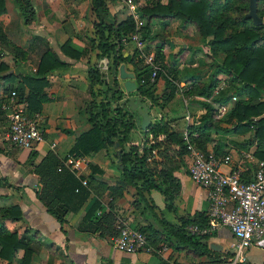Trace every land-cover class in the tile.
Masks as SVG:
<instances>
[{
    "label": "crops",
    "instance_id": "obj_1",
    "mask_svg": "<svg viewBox=\"0 0 264 264\" xmlns=\"http://www.w3.org/2000/svg\"><path fill=\"white\" fill-rule=\"evenodd\" d=\"M87 1L84 0L86 12L83 11V14L79 15L73 8L67 11L68 5L65 4V0H32L35 16L30 23L23 24L19 14L18 17H9L12 18L11 23L23 30L22 34L14 33V37L3 29L11 43L23 48L25 59L16 60L15 63L6 51L0 52V62L7 66V70H0V77L9 72L18 73L19 69L31 71L46 47L64 62L63 66L52 69L45 75L46 85L42 91L47 100L41 104L37 112L42 118L41 142L30 150L11 146L5 137L7 121L0 120V206L16 204L21 212L18 220L6 221V226L10 230H15L17 235L23 236L32 249L29 264H230L233 257V238L226 227L217 223L213 224L209 233L196 235L207 249L206 253L200 255H195L181 246L175 248L158 243L155 239L147 240L153 249L149 252L118 251L113 243L118 226L123 222L135 229L145 227L149 223L158 231L163 232L164 229L142 212L139 206L134 205L133 187L125 186L117 194H111L106 190V187L115 186L120 170L113 145L109 146L99 159H93L91 156L82 157L78 170H73L64 163L63 157L72 146L75 137L89 127L85 112L86 105L91 100L86 77L88 65L96 66L99 71L100 84L93 87L95 100L101 98L102 92L106 89L121 91L123 98L118 100V103L130 95L140 96L137 94V81L131 65L121 62L117 65L114 75L111 74V57L96 56L98 52L94 47L95 42L93 45L88 42L95 38V31L92 25L94 19L87 10ZM128 5L117 0L115 4L109 6L110 14L117 22L131 13L135 15ZM5 7L6 13L1 16H7L10 11L7 0ZM158 30V21L153 20L151 31ZM166 31L162 52L166 65H172L176 70L175 92L171 100L161 107L150 106L144 97L142 99L148 105L151 122L164 121L170 130L182 135L187 125L196 123L199 115L204 113V108L193 99L209 102L216 109V119H222L231 104L230 102L219 104L210 98L186 95V88L191 81L204 82L208 77L211 70L208 67L210 62L208 50L204 44L199 48L203 39L190 24L172 20L168 22ZM34 37L42 38L44 42ZM66 40L69 47L84 50V54L72 59L61 53L59 45ZM158 44L160 39L151 41L150 50L153 51ZM134 47L135 43L130 39L124 43L121 53L129 54ZM6 57L9 59L6 60ZM217 78L220 82L214 90V95L220 93L217 88L225 83L222 75H218ZM17 83L18 78L8 82L0 79V111L5 116L7 111L1 108L5 104L8 105L9 93L6 95L3 90L9 85L16 86ZM162 88V79L158 78L154 84L155 92L160 93ZM23 90L27 91L25 88ZM232 100L235 98L232 97ZM3 114H0V118ZM220 127L229 129L230 126L220 123ZM163 137V134H158L155 139L159 141L163 140ZM147 139L151 142L153 138L149 135ZM115 140L113 138V141ZM141 140L142 135L137 128L130 133L129 142L125 143V146H139ZM52 144L54 146H51ZM255 150L256 143L249 132L233 134L230 131L212 129L205 144L206 154L230 156V163L219 167L222 172L244 162V179L252 176L254 164L244 161L242 153H249L252 159L261 160L255 156ZM47 152L57 157L59 161L57 170L66 168L69 172L72 171L75 177L87 180L85 185L89 190V196L79 210L65 213L61 223L47 213L44 205L35 197L39 183L32 173V168ZM89 162L96 163L102 169V175L89 178ZM189 163L190 156L187 152L182 157V163L172 172L177 188L168 208L165 205V197L159 191L152 189L148 194L155 217L163 219L171 226L176 227L181 224V220L192 219L195 213L207 215L206 190L195 184L188 176ZM93 201L99 202L91 220L95 228L91 231L79 230L78 224ZM21 253V250H18L15 257L18 259ZM0 264L6 262L0 260ZM11 264L16 262L12 261ZM241 264H264V237L254 240L246 249Z\"/></svg>",
    "mask_w": 264,
    "mask_h": 264
},
{
    "label": "trees",
    "instance_id": "obj_2",
    "mask_svg": "<svg viewBox=\"0 0 264 264\" xmlns=\"http://www.w3.org/2000/svg\"><path fill=\"white\" fill-rule=\"evenodd\" d=\"M10 1L16 5L23 24H28L34 19L35 11L31 0ZM116 1H87V10L93 15L92 25L95 31V38L88 42L91 45L95 42L94 47L98 52L96 56L111 57V74L114 75L119 63H128L135 74L137 94L144 97L150 106L161 107L170 101L176 89V70L164 62L162 48L165 45L163 39L167 35L168 22L179 20L194 27L203 39L208 50L207 56L210 58L208 67L211 70L206 81L192 79V83L186 88V95L210 98L219 104L230 102L231 105L222 119H216V109L209 102L193 99L204 108V113L199 115L196 123L187 125V141L177 131L170 130L166 122L158 120L150 122L143 131L139 129L142 135L141 145H129L125 151L124 146L129 142L130 133L139 128V118L134 111L127 108L126 98L118 103L123 94L117 89H106L101 98L95 100L93 87L100 84V76L96 66L88 65L86 77L91 100L87 103L85 112L89 127L75 137L63 157L64 163L69 166L71 158L84 156L99 159L106 153L107 148L114 146L116 142L115 157H120L117 165L121 164V167L115 186L106 187V190L117 194L125 186L133 187L134 205L139 206L142 212L164 229L163 232L158 231L149 223L138 230L147 240L155 239L158 243L175 248L181 246L195 255L206 253L207 249L201 244L198 236L190 235L185 226L206 225L207 215L195 213L192 219L187 218L181 220L179 226H171L163 219L155 217L148 194L152 189L159 191L165 197L166 207L170 206L169 202L177 188L172 172L182 163V157L188 152V145L206 154L205 144L212 129L230 131L233 134L249 132L256 143L255 156L264 160V0H256V12L261 18L259 25H253L251 20L245 17L248 0H132V11L141 22L138 29L132 13L119 22L110 14L109 6ZM4 13L5 0H0V16ZM153 20L158 21V31H151ZM134 33H137L138 40L144 43L145 53L150 50L151 41L160 39V44L153 48L154 63L159 69L152 81L151 68L143 63L135 47L129 54L121 53L124 43L130 40ZM35 39L44 42L42 38ZM2 51H6L15 63L16 60L25 59L23 48L9 41L0 22V52ZM59 51L72 59L79 58L85 52L69 47L67 40L59 45ZM63 65L64 62L57 54L46 47L38 58L34 72L19 69L18 73L9 72L0 77L5 82L18 78L17 85L7 86L3 93L7 95L14 91L19 101H25L28 113H37L41 104L47 100L42 91L46 85V73ZM0 70H7V66L2 62ZM218 75L224 77L228 88L214 95V90L220 82ZM158 78L162 79L163 88L157 94L154 84ZM232 97L235 100H232ZM0 114H3L2 111ZM220 123L228 124L229 129L220 127ZM158 134H163V140L156 141ZM149 135L153 138L151 142L147 139ZM113 138L116 140L113 141ZM58 163L57 157L47 152L32 168V173L39 183L35 197L44 205L47 213L61 223L65 213L79 210L89 196V190L87 185L83 186L79 178L66 168L57 170ZM88 168L89 178L103 173L96 163L89 162ZM98 206V201L90 204L78 224L79 230L91 231L95 228L91 220ZM20 217L18 205L0 206V260L6 264H11L12 261L16 264H29L32 249L23 236L17 235L15 230L6 226V221H16ZM18 250L22 253L17 259L15 253Z\"/></svg>",
    "mask_w": 264,
    "mask_h": 264
},
{
    "label": "built area",
    "instance_id": "obj_3",
    "mask_svg": "<svg viewBox=\"0 0 264 264\" xmlns=\"http://www.w3.org/2000/svg\"><path fill=\"white\" fill-rule=\"evenodd\" d=\"M133 17L137 28L141 22L135 15ZM130 39L134 41L143 62L151 68L152 81L159 69L154 63V55L143 51V44L138 40L137 33L132 34ZM31 71L34 72V68ZM8 105L11 106V110L6 114V140L13 147L32 149L43 140L41 116L38 113H28L25 101H19L14 91L9 92ZM187 134L185 128L182 133L185 141ZM187 149L190 156L188 176L195 184L206 190L208 224L203 226L190 224L186 230L190 235H205L215 223L226 227L233 238V257L230 264H241L246 249L254 240L264 237V160H254L249 153H242L244 161L254 164L252 176L245 180L244 162L222 172L219 167L228 165L231 161L228 154L222 156L205 154L190 145ZM80 159L71 158L69 166L73 170H78ZM79 180L83 186L86 184L84 179ZM113 244L115 249L124 253L153 250L146 236L138 229L129 227L126 222L118 226Z\"/></svg>",
    "mask_w": 264,
    "mask_h": 264
},
{
    "label": "rangeland",
    "instance_id": "obj_4",
    "mask_svg": "<svg viewBox=\"0 0 264 264\" xmlns=\"http://www.w3.org/2000/svg\"><path fill=\"white\" fill-rule=\"evenodd\" d=\"M71 1H74V0H65V4H67L68 5V10L67 11H69L71 8H73V9H75V12H77L78 11V14L80 15V13L81 14H83V11L84 12H86L85 10H86V8H85V10H84V7H85V3H84V0H75L74 2H71ZM120 3H123V4H129L128 6H131V1L132 0H118ZM140 1H142V0H140ZM7 3L9 4V9H10V11H8V13H7V16H1V19H0V22L2 23V25H3V29H5V32H8L9 33V35H12V36H14V33L15 34H22V32H23V30H21L18 26H15L13 23H11V19L12 18H14V16H16V17H18V14H19V12H18V9H17V7H16V5L12 2V1H10V0H7ZM71 3L73 4V6L71 7ZM31 4H32V7H33V10H34V6H33V3H32V0H31ZM13 8H12V7ZM77 10V11H76ZM131 11H132V6H131ZM130 11V12H131ZM129 12V13H130ZM133 12V11H132ZM14 13V14H13ZM91 16L90 17H93V15H92V13L90 14ZM136 16V15H135ZM9 17H12L11 19L9 18ZM137 17V16H136ZM141 26V24L138 26V27H140ZM138 29V28H137ZM139 35L137 34V37H138ZM15 37V36H14ZM22 38H23V36H22ZM22 38H21V41H23L22 40ZM19 39H17V41H18ZM141 42V41H140ZM143 45H144V43L143 42H141ZM204 43H203V41L201 42V44H200V46H199V48L200 47H203L202 45H203ZM144 47V46H143ZM151 47V46H150ZM152 49V48H151ZM152 50H150V53L151 54H153V51L151 52ZM149 52V51H148ZM154 55V54H153ZM29 57V56H28ZM7 59H9V57H6V60ZM144 63V62H143ZM145 64V63H144ZM147 65V64H146ZM226 88H228V86H227V84L226 83H223V84H220V86L217 88V90H219V92H221V91H223L224 89H226ZM263 97H264V95H263ZM2 110H4L5 109V111H7V113L11 110V106L10 105H4L2 108H1ZM4 115V114H3ZM1 116V118H0V120H6V116L4 115V116Z\"/></svg>",
    "mask_w": 264,
    "mask_h": 264
},
{
    "label": "water",
    "instance_id": "obj_5",
    "mask_svg": "<svg viewBox=\"0 0 264 264\" xmlns=\"http://www.w3.org/2000/svg\"><path fill=\"white\" fill-rule=\"evenodd\" d=\"M245 17L249 18L253 25H259L261 23V18L256 12V0H248L247 12ZM109 95V94H108ZM126 106L130 111H134L139 118V129L141 131L145 130L149 125L150 115L148 113V105L143 101L141 96L130 95L126 98ZM114 149L117 148V143H114ZM125 151L128 150V146H124ZM120 157L116 158L118 163ZM121 167V164H119Z\"/></svg>",
    "mask_w": 264,
    "mask_h": 264
}]
</instances>
